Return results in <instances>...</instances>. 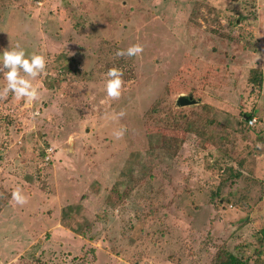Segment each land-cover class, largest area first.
<instances>
[{
  "label": "rangeland",
  "instance_id": "obj_1",
  "mask_svg": "<svg viewBox=\"0 0 264 264\" xmlns=\"http://www.w3.org/2000/svg\"><path fill=\"white\" fill-rule=\"evenodd\" d=\"M17 44L45 68L27 103L0 76V264H264V0H0Z\"/></svg>",
  "mask_w": 264,
  "mask_h": 264
},
{
  "label": "clouds",
  "instance_id": "obj_2",
  "mask_svg": "<svg viewBox=\"0 0 264 264\" xmlns=\"http://www.w3.org/2000/svg\"><path fill=\"white\" fill-rule=\"evenodd\" d=\"M142 52V45L133 44L125 50H117L116 56H135ZM45 68L44 56L37 53H27L19 44L14 47L0 48V76L4 81L3 93L9 91L17 99L24 98L25 102L36 100L40 95L32 78L42 73ZM106 79L104 87L106 95L118 98L121 94L122 72L119 68L112 67L104 74ZM117 136L120 133H116ZM11 199L18 204L25 203V197L19 188H14Z\"/></svg>",
  "mask_w": 264,
  "mask_h": 264
},
{
  "label": "trees",
  "instance_id": "obj_3",
  "mask_svg": "<svg viewBox=\"0 0 264 264\" xmlns=\"http://www.w3.org/2000/svg\"><path fill=\"white\" fill-rule=\"evenodd\" d=\"M249 82L258 89H262L264 84V73L261 69H252L250 71ZM253 119V115H247L246 123ZM249 130V128L247 129ZM239 177V176H237ZM261 239L264 241V227L260 230ZM212 264H250L247 259L239 257L237 254L228 250L226 246H221L214 256Z\"/></svg>",
  "mask_w": 264,
  "mask_h": 264
},
{
  "label": "water",
  "instance_id": "obj_4",
  "mask_svg": "<svg viewBox=\"0 0 264 264\" xmlns=\"http://www.w3.org/2000/svg\"><path fill=\"white\" fill-rule=\"evenodd\" d=\"M198 102H197V100H195L194 98H193V96H189V97H187V96H180L179 98H178V100H177V105L179 106V107H187V106H194V105H196Z\"/></svg>",
  "mask_w": 264,
  "mask_h": 264
},
{
  "label": "built area",
  "instance_id": "obj_5",
  "mask_svg": "<svg viewBox=\"0 0 264 264\" xmlns=\"http://www.w3.org/2000/svg\"><path fill=\"white\" fill-rule=\"evenodd\" d=\"M257 123V119H255V118H253V119H251L250 121H249V126L250 127H253L255 124ZM52 149H49L46 153H47V156H46V158H45V161L46 162H50L51 161V159H52Z\"/></svg>",
  "mask_w": 264,
  "mask_h": 264
}]
</instances>
